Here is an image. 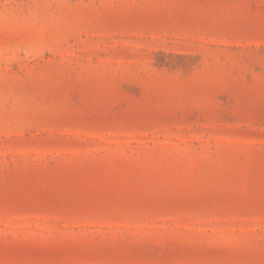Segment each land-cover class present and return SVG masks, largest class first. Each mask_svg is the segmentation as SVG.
<instances>
[{
  "label": "rangeland",
  "instance_id": "1",
  "mask_svg": "<svg viewBox=\"0 0 264 264\" xmlns=\"http://www.w3.org/2000/svg\"><path fill=\"white\" fill-rule=\"evenodd\" d=\"M0 264H264V0H0Z\"/></svg>",
  "mask_w": 264,
  "mask_h": 264
}]
</instances>
